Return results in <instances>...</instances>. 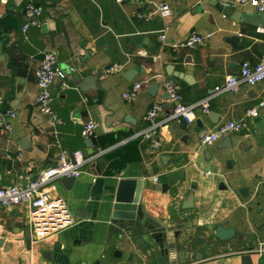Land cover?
Listing matches in <instances>:
<instances>
[{
    "label": "crops",
    "instance_id": "obj_1",
    "mask_svg": "<svg viewBox=\"0 0 264 264\" xmlns=\"http://www.w3.org/2000/svg\"><path fill=\"white\" fill-rule=\"evenodd\" d=\"M160 1L170 5L169 16L141 17L150 5L134 1L0 0V112H15L7 118L9 129L0 130V187L25 184L54 165L62 150L90 158L70 185L61 179L49 188L73 219L59 232L31 240L28 248L29 205L0 207V264H243L244 253L251 264H264V252L256 251L264 241V108L245 117L264 97V80L216 95L208 112L195 110L190 124L167 119L172 105L164 89L165 80L175 81L184 103L210 95L243 61H260L264 25L235 22L217 9L220 0ZM28 3L41 13L39 24L24 31ZM236 8L260 14L249 3ZM193 32L208 36L196 47L182 46ZM46 50L56 53L66 72L50 88L61 125L52 124L36 102V72ZM114 65L122 69L109 70ZM187 65L190 82L175 75ZM137 82L135 98L123 97ZM155 102L165 121L160 147L152 152L136 133L146 127ZM241 118L245 128L199 144L204 132ZM89 119L96 129L84 137L80 130ZM121 177L149 182L134 196L151 224L179 227L167 250L138 220L111 225L105 195ZM218 226L233 235L217 238Z\"/></svg>",
    "mask_w": 264,
    "mask_h": 264
},
{
    "label": "built area",
    "instance_id": "obj_2",
    "mask_svg": "<svg viewBox=\"0 0 264 264\" xmlns=\"http://www.w3.org/2000/svg\"><path fill=\"white\" fill-rule=\"evenodd\" d=\"M119 2L134 1L139 4L147 3L149 8L145 12H140L141 17H151L155 14L162 17L169 16L172 12L168 3L160 0H118ZM223 4L234 6L249 3L260 13L264 14V0H220ZM41 7L33 3H28L25 7V24L24 31L29 26L39 24V15ZM264 31V29H262ZM208 35H200L191 33L182 46L193 48L204 42ZM164 39V35H161ZM121 65H114L109 68L112 71H120ZM66 72L57 62L56 53L52 50H46L43 53L39 68L36 72L37 93L36 102L39 111L46 115L50 122L55 125H61L62 119L52 107L51 85L56 79L64 80ZM264 80V55L255 64L243 61L236 73L226 76L225 82L214 88L213 92L195 102L184 103L181 100L178 84L173 80L164 81V89L167 98L172 105L171 113L167 119H183L190 124L195 118V110L202 109L204 112L209 111L210 100L223 92H235L240 85H255ZM142 83H135L130 91L124 93L126 99H134ZM3 96L0 94V106L3 103ZM264 108V97L258 104L245 112V117H255L259 114V110ZM163 106L159 102L151 105L145 114L147 125L144 129L136 133L148 141L149 150L155 152L160 147L159 128L165 120L159 119ZM15 114L13 109H3L0 112V130L7 131L9 129L8 117ZM246 127V121L241 118L238 120H226L213 129L204 132L199 138L200 145H208L217 141L223 135L231 132H237ZM96 123L89 119L82 124L80 133L84 137H88L94 133ZM90 158L84 157L81 151L75 150L68 153L65 150L60 151L57 161L54 165L40 170L33 178L29 179L25 184H11L0 187V207H12L23 203H27L30 207L28 215V225L30 228V238L37 242L49 237L70 225L73 221L72 216L61 197L52 196L49 188L54 184L67 177L77 178L81 175L83 166ZM158 177L154 176L153 181H157ZM256 251L264 252V241L259 242Z\"/></svg>",
    "mask_w": 264,
    "mask_h": 264
},
{
    "label": "water",
    "instance_id": "obj_3",
    "mask_svg": "<svg viewBox=\"0 0 264 264\" xmlns=\"http://www.w3.org/2000/svg\"><path fill=\"white\" fill-rule=\"evenodd\" d=\"M217 9L222 12L223 15L230 17L235 22L242 21L254 26H263V17L264 14H247L242 13L240 10L236 8L234 5L230 4H223L220 1L215 3ZM151 60V58H149ZM132 72V71H131ZM131 72H128L125 76L129 78ZM175 75L185 79L186 81L190 82L192 80L191 76V67L187 65L186 70L184 73H176ZM157 84L154 83L151 85L150 89L154 90L157 88ZM74 177H67L63 178V181H66L67 184H71L74 181ZM149 185L148 181H142L136 178H124L121 177L117 180L116 187L114 190H108L105 195V203L109 204L111 209L110 212V223L112 226L117 225L121 227L122 225H128L131 223L132 220H138L141 224L145 227H150L149 229L152 231L153 236L158 241L164 242L165 248L167 247V241L171 242L173 238L179 234V230L177 226H170L165 227V225L161 221H157V224H151V218L146 213L144 206L139 202V199L136 198L137 195L134 196L135 191L138 189V186L141 183ZM162 187H166L162 185ZM188 207V205H186ZM78 217H82L83 213L78 211ZM84 218V217H83ZM188 226V225H187ZM182 227V226H180ZM233 230L231 228H224L222 226H218L214 232V235L222 240H225L233 235ZM26 237V245L29 248L31 245V238H30V228L28 227L25 231ZM197 242L200 241L198 237L195 238ZM4 239L0 238V246L4 244ZM167 250V248H166ZM200 255H196L199 257ZM241 259L243 264H251L250 254L244 253L241 255ZM180 262V261H179ZM98 264V263H95ZM178 264V262H177Z\"/></svg>",
    "mask_w": 264,
    "mask_h": 264
}]
</instances>
